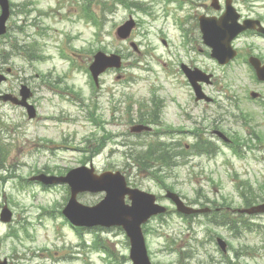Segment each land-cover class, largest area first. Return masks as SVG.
Returning <instances> with one entry per match:
<instances>
[{
    "label": "rangeland",
    "instance_id": "obj_1",
    "mask_svg": "<svg viewBox=\"0 0 264 264\" xmlns=\"http://www.w3.org/2000/svg\"><path fill=\"white\" fill-rule=\"evenodd\" d=\"M9 1V35L0 39V48L11 42L25 41L31 54L37 52L44 59L23 61L11 55L7 61L0 62L3 74L7 68L11 69L7 81L0 85V94L17 95L20 85L25 84L33 93L30 102L36 110L35 119L29 120L20 107L0 102V148L3 150L0 154V209L7 205L13 214L10 226L17 228L18 233L25 228L33 237L24 247L14 238L6 241L2 237L8 230L0 224V254L14 264H106L102 259L106 258L105 254L92 249L94 239L99 237L114 254L110 264H131L128 242L117 228L86 231L81 245L72 230L60 225L57 216H43L42 226L36 225L35 216L44 205L57 204L55 210L58 211L65 206L63 199L69 197L65 185L57 186L56 190L47 189L46 195L34 184L25 183L28 186L24 189L19 186L36 172H52L58 176V172L87 165L86 160L81 162L82 150L92 151L96 144L100 147L103 139L99 137L104 132L113 135V141L106 142L102 155L90 159L87 154L85 158L89 156L98 172L123 171L129 177V186L159 195L158 200L172 212L146 225L151 229L146 242L153 264H225L223 261L226 264H264V215L245 218L250 228L240 239L233 238L223 228H207L202 219L193 220L188 226L176 216L167 200L160 198L164 193L155 181L127 166L125 145H121L154 140V136L134 137L129 134V128L136 121L138 103L149 105L151 93L155 92L164 102L163 126L183 131L175 140L189 145L194 137L186 130H198L219 148L212 158L191 157L168 172L165 182L175 193L185 196L189 202L197 191L217 204L223 202L219 199L222 196L232 209L243 207L239 193L245 191L256 196L257 202L263 199L264 141L258 143L254 136L264 134V106L250 102L247 94L251 90L264 97V85L255 83L249 69L241 65L242 60L219 67L209 58L196 22L199 0H193L196 5H185L183 10H177L175 2L168 5L167 18H174L175 14L188 16L180 35L172 19L151 22L146 15L120 4H115L113 13L104 15L101 31L97 33L89 23L82 25L75 20L85 0ZM138 1L163 16V1ZM243 1L252 2L257 8L264 6V0H236L243 14L249 13ZM260 12L253 11V14H264V10ZM129 16L139 18L140 25L127 42H122L114 38L115 29ZM176 23L178 27L179 22ZM158 27H162L164 36L158 33ZM162 39L168 43L166 47L162 46ZM130 41L135 43L139 54L129 47ZM232 45L241 53L253 46L263 54L264 42L249 35L239 36ZM102 48L105 53L120 51L125 58L124 69L121 73L106 72L94 90L86 70L92 61L90 53ZM69 57L73 63L67 59ZM180 60L187 66L213 73L214 85L203 90L217 100L221 109L196 107L190 86L175 66ZM117 76L121 77L117 80ZM247 114L252 120H247ZM188 118H193L196 124ZM90 119L101 124L102 130ZM215 131L232 141L231 146L240 139L236 144L240 156L234 153L237 148L224 144L214 135ZM110 148L114 149L111 153L107 152ZM102 198L103 193L77 197L79 203L87 206L95 205ZM212 234L213 238L220 236L229 244L226 256L218 252L211 241ZM13 245L16 251L11 250Z\"/></svg>",
    "mask_w": 264,
    "mask_h": 264
},
{
    "label": "water",
    "instance_id": "obj_2",
    "mask_svg": "<svg viewBox=\"0 0 264 264\" xmlns=\"http://www.w3.org/2000/svg\"><path fill=\"white\" fill-rule=\"evenodd\" d=\"M0 5L3 9V16L0 19V30L3 29V23L8 16V6L6 0H0ZM131 25H127V31H129ZM127 36V34H126ZM235 36V32L232 27L228 29H222L217 32V38L222 40L223 42L217 45L218 49L216 54L220 55L223 50H225L230 40ZM105 64L103 67H93V75L96 77L101 71H103L106 67L109 66H117V63H113L111 60H104ZM197 97L201 98L199 94V88L193 84ZM26 95H23V101L25 100ZM5 100L9 99L12 100L10 97H5ZM15 102L14 100H12ZM24 105V102L21 103ZM31 109L30 107H27ZM29 116L32 117V113L29 110ZM103 180L101 179L99 184L104 185L103 188L107 192V197L105 201L102 203L100 208V217L102 219L104 225H120L126 231L131 244L130 250V258L133 261V264H149L148 259L146 257V252L144 248L143 238L141 235V231L139 229V224L143 222L150 214L155 213L157 208L153 207L150 202L146 203L136 191H127L122 186H118L115 183H109L106 181L102 183ZM102 183V184H101ZM107 185H112L107 186ZM92 190V189H90ZM76 190H74L75 192ZM127 193L133 199V207L127 208L123 205L122 199ZM141 200V201H140ZM179 210L185 213H191L190 210H184L179 206ZM141 212V213H140ZM248 214L264 212V204L255 208H251L250 210L246 211ZM140 213L139 216H137ZM137 216V217H135Z\"/></svg>",
    "mask_w": 264,
    "mask_h": 264
},
{
    "label": "trees",
    "instance_id": "obj_3",
    "mask_svg": "<svg viewBox=\"0 0 264 264\" xmlns=\"http://www.w3.org/2000/svg\"><path fill=\"white\" fill-rule=\"evenodd\" d=\"M201 144H203V143L200 140L195 144V147H197V149H198L199 152H202V151L205 150V146H203ZM219 219H222V218H219Z\"/></svg>",
    "mask_w": 264,
    "mask_h": 264
}]
</instances>
